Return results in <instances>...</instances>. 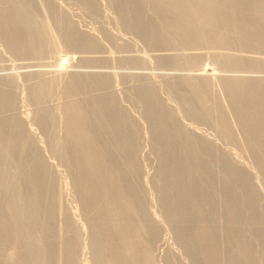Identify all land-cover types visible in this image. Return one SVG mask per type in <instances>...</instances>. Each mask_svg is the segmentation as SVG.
I'll list each match as a JSON object with an SVG mask.
<instances>
[{
	"label": "rangeland",
	"instance_id": "rangeland-1",
	"mask_svg": "<svg viewBox=\"0 0 264 264\" xmlns=\"http://www.w3.org/2000/svg\"><path fill=\"white\" fill-rule=\"evenodd\" d=\"M7 1L17 11L21 12L26 9V13L29 12L27 14L22 12L23 15L21 13L28 26L27 32L24 31L26 33L23 35L32 37L34 42L40 34H43L42 29L44 32L46 29L52 32V37H54L53 33H57V35L59 33L62 36V41L59 42H55L50 35L46 36L43 39L46 43L42 44L39 57L34 55L18 56L9 50L4 39L0 36V90L5 92L3 100L12 107L11 118L15 124L12 125V132L10 131L11 136L14 138L23 135L22 137L26 138L30 147L26 152V159L24 158L21 163L12 159L6 151L0 150V208L3 215L9 220L12 219L11 214L13 215L14 212L17 214L16 223L24 239L19 245V251L26 252L27 249H30L27 255L31 257L35 248L41 249L48 243L45 241L46 239L51 240V251H49L51 255L38 258L34 264H59V262L63 264L61 258L66 250L63 245L68 243V239L71 238L70 240L73 242L76 241V243L74 242L75 248L78 247L79 253L77 250L74 251L76 261L80 260L81 264H98L95 260L98 245L94 241L95 238L102 240L105 237L101 228L106 226L107 220L95 199L90 210L94 228H88L86 215L89 213L83 211L84 202H80L83 200L79 195V187L76 183L75 172H73L74 166H72L70 155H67V151L70 149L69 144L62 138V129L54 110L55 105L58 106L59 102L65 100L62 94L66 86L64 83L71 79L70 75L75 74L78 77V82L81 83H78L79 88L77 86L76 89L81 88V91L73 90L70 98L79 99L83 107L91 109L93 103L94 107L97 105L96 94L102 93V91L107 92L108 96L106 97L110 98L109 102L113 103L112 106L116 111L118 110L116 116H121L118 117V120L124 127L122 134L115 133L117 137L120 136L118 138L112 133L106 134L110 131L108 121H105L106 125L98 124L91 128L92 132L96 133L97 130L101 132L96 136L98 143L106 144L108 136L111 134V139L114 142L115 139L120 140L130 136L128 138L135 146V158L131 165L137 169H135L133 180L128 174H123L124 166L129 164L127 159H125L126 162L123 159L122 161L121 159L119 161L112 160L110 165L113 171L120 174L121 182L124 185L138 188L141 194L138 193L143 197V206H146L144 208L151 217L156 219L157 226L152 239V260L154 258L152 263L199 264L200 256L193 255L188 246L196 247L193 234L197 228L202 225H210L215 232L217 231L218 242L222 246L220 258L222 255L226 258V262L223 258L224 261L220 259V263L228 264L231 255L229 250L234 248L232 240L228 238L227 234L230 229L224 217L215 214L217 211L223 212L227 204L232 203L239 213V219L234 222L233 229L240 231L245 237L251 251L253 264H264V221L261 218L264 216V176L254 166L242 147L226 138L218 126L216 127L214 121L210 120L211 118L199 116L201 113L204 114L206 106L209 109L212 104L218 106L219 101L225 107L227 106L226 100L221 98L224 96L221 88H218L217 85L210 88L211 96L209 95L208 105L206 103L203 108L195 101L192 89L187 86L185 88L179 80L180 76L186 75L193 81L196 79L193 76L198 73L208 74L209 70L217 76L228 74L263 77L264 65L257 66V68L244 63V65L242 64L243 68L240 66L222 70L217 66L211 49L203 46L192 51H196L199 56L198 64L188 63V65L182 53V51L184 53L187 51L179 48L180 46L172 35H165L168 43L172 46V48L166 46L168 49L166 50L164 49L166 47L156 46V43L151 41L145 33V26L148 25L152 24L160 28L159 17L148 0ZM131 7L136 10L133 15L131 12L129 13ZM136 15L141 16L140 20L145 25L142 26L143 28L138 29L139 26L134 24ZM71 32L80 34L81 41L77 42V46L64 40V37ZM19 34L22 35V33ZM90 39L96 45L97 50L92 49L95 53L90 50L94 54L90 51V53H82L81 49L84 48V43ZM60 47L62 51H65L68 63L65 62L59 69L56 66L55 52L61 50ZM234 47L236 46L234 45ZM238 47L237 45L236 49L239 50ZM231 48H229L230 53L234 56L242 58L249 56L248 52L243 50L237 52L234 48L231 51ZM263 50L262 48L254 49V54L264 60ZM165 53L175 56V61L164 59ZM85 56H88V59H85ZM98 59L101 62H98ZM85 63L86 65H84ZM64 77L67 78L64 79ZM99 79L104 81H102L105 83L104 87L97 86L96 83H101ZM39 83H43L44 88L49 90L48 93L46 92L47 95L37 94V84ZM49 85L52 87L49 88ZM145 89L153 96V101L149 102V98L144 92ZM32 93H34L33 97ZM151 107L155 108L154 114L150 112ZM189 109L197 110L198 116L189 114ZM42 111L48 117V121L44 120L43 125L37 119L43 114ZM93 116L96 118L97 111L93 113ZM195 133L202 138L196 139ZM15 134L17 135L15 136ZM129 134L133 135V138ZM208 142H211L225 155V160L229 158L233 167L235 166L241 172L246 173L245 184L255 194L252 210H249L248 205L243 202L242 184L231 179L227 173H223L225 171L222 170L224 169L223 165L213 155L214 151L206 149ZM213 146L211 148H214ZM210 158L214 159L211 161ZM23 163L35 165V167L40 165L39 167L43 171V177L39 182L33 181V178L31 180L32 188H41L38 199L33 201L34 204L27 201L30 195L18 180L19 170L23 169ZM56 198L62 211H57L56 204H53ZM194 201L208 207L204 220L200 221L193 213H190V205ZM49 202H53L52 205L56 209L54 206H50ZM29 213L35 214L34 222H31L27 217ZM49 217H51V221L48 219ZM60 237H62L61 239L67 237L64 240L67 242L59 244ZM96 242L98 243V240ZM93 243H95L94 246ZM4 247V245L0 247V249H4L0 250L1 259H6V253L10 249L8 246L5 247L6 249Z\"/></svg>",
	"mask_w": 264,
	"mask_h": 264
},
{
	"label": "bare ground",
	"instance_id": "bare-ground-1",
	"mask_svg": "<svg viewBox=\"0 0 264 264\" xmlns=\"http://www.w3.org/2000/svg\"><path fill=\"white\" fill-rule=\"evenodd\" d=\"M6 1L0 0V36L4 39L5 45H7L9 50L16 53L18 56L28 57L34 55L36 57H39L38 54L41 50V46L42 44L44 45V43H46L44 42L45 40L43 41V39H45L46 36L49 35L52 37V32H50L49 30L47 31V29L44 32V30L42 29L43 34H40L39 38H36L35 42L32 37L23 35V33L27 32L28 26L23 16H21V13L24 12L25 14L26 9L19 12L14 8V6L10 5L8 1ZM148 2L150 3V6L154 8L155 13L159 17L160 28H157L152 24L146 27L142 24V21L140 20L141 16L139 17V15L135 16L134 24L137 27L139 26L138 29L142 26H145V33L147 34V36H149V39L151 41L156 43V46L158 47L167 46L172 48L171 44H169L167 39L165 38L166 34L172 35L176 39L178 46H180L179 48L187 51V53H184L182 51L185 57L183 58L186 59L185 62H187V64H198L199 56L198 54H196V51H192L198 49L200 46H203L211 49L214 59L217 62V66H219V68H221L222 70L225 68H238L242 66V64L244 65V63H247L254 67L264 65V60L262 58H259L257 54H254V49H264V0H148ZM132 7L131 9H129V13L131 12L133 15L134 13H136V10L132 9ZM19 33H22V35ZM76 33L71 32L64 37V40H66L69 44L71 43L72 45L77 46V42L80 43L81 37L79 36L80 34L78 35ZM53 35L54 37L52 38L55 42H59L60 40L62 41V36H60L59 33V36L57 35V33H53ZM86 41L87 42L84 43V48L81 49L82 53H90L96 46L91 41V39ZM234 45L236 47L238 45L239 50L248 52L249 56L244 57L246 58L244 59L242 57L234 56V54H231L229 50L231 46H233V48L237 52H239V50L236 49ZM167 47L164 49L168 50ZM233 48H231V51L234 50ZM55 56L57 61L56 66H58L57 68L60 69L65 64V62L68 63V58L65 54V51H62V49L57 50L55 52ZM85 59H88V56H85ZM164 59L175 61V56H172L171 53H165ZM35 62L34 64H36ZM83 62L81 63L83 64ZM98 62L101 61H99L98 59ZM84 65H86V63ZM261 67L263 68V66ZM204 68H206V66H204ZM209 71L210 73L208 74L198 73L197 75L193 76L196 77V79H194L193 81L190 80L186 75L180 76V83L184 85L185 88L187 86V88L189 87L192 89L193 97L196 99L195 101L198 102L203 108L208 105L207 102L209 101L208 99L211 96L210 88L214 85L215 87L217 85L218 88H221V91L223 93L221 94L224 95V98L222 96L221 98L226 100L227 106L225 107L219 101L218 106L212 104L210 109L206 106L204 109V114L201 113V115L199 114V116L203 115L206 116V118H211L210 120L214 121L216 127L218 126V129L221 130L226 138H228L235 144H239L242 147V150H244V152L248 155L254 166L264 176V74L263 77L249 76V78L248 75L245 77L244 75H228L227 73V75L225 76H217L214 73H211V70ZM69 77L71 79H68L67 82L64 83V85L66 84V86L62 91V94L64 95L63 98H65V100L59 102L60 104L58 103V106L54 103V110L57 114L56 117L58 118L57 120L60 124L59 126L62 129V138L69 144L70 149L67 151V155H70L72 166H74L73 172H75L76 183L79 187V195L83 200L80 202H84L83 211L89 213L86 215L88 218L87 224H89L90 226H88V228H94V220L90 215V210L94 205L95 199V202L98 203V206L102 208L105 216L104 218H106L107 220L106 226H102L101 228V231L103 230V234H105V237L102 240L95 238V241L92 237V240L98 245L96 254L94 253L95 260L98 264H153L155 262L152 263L154 258L152 260L151 251L153 246V232L155 227L157 226L156 219L155 217H151V215H149L147 210L144 208L145 205L143 206L142 203L143 197L140 195L141 192L138 191V188L136 186L128 187L124 185L121 182L120 174L113 171L112 166L110 165V163L113 161H119V159H121V161L122 159L125 161V159H127V161H129V164L127 163L124 166L125 172L123 174H128L129 177H131L133 180L136 172L135 169H137L131 165L135 158V146H133L132 140L128 138L130 136L121 138L120 140L115 139V137H120H117L115 133L122 134L124 126L118 120V117L120 115H118V117L116 116L118 110L116 111L113 108V103L109 102L110 98L106 97L108 96V93L103 91L102 93L98 92V94H96L97 99L95 101L97 105L94 107L93 103V106L91 104L92 108L87 109L86 107H83V104H80L79 99L70 98L72 97L70 96V94L71 92H73V90L79 91L81 89H76L77 86L81 83L78 82L77 75L74 74L70 75ZM65 78L67 77H64V79ZM99 80L101 81V83H96L97 86L104 87L105 83H102L103 80ZM37 86V94H42L44 96L47 95L49 90L47 88H44L45 86L43 83H39L37 84ZM51 87L52 86L49 85V88ZM89 91L88 93L91 92ZM83 92L85 91L83 90ZM144 92L146 97L149 98V102L150 100L153 101V96L149 94L146 89ZM33 94L34 93H32L31 96ZM4 98L5 92H1L0 90V150L6 151V153L12 159H15L16 161L21 163L26 156L28 148H30L28 146L29 143L27 142L26 138L22 137L23 135L16 136L17 134H15L16 137L12 138V125L15 124H13L14 121L11 118L12 107L9 103L3 100ZM82 99L84 100V98ZM152 107L150 109V112L154 114L153 110L155 108L152 109ZM91 111L93 113L97 111L96 118L95 116H93V113ZM188 113L198 116L197 110L194 109H189ZM36 114L38 115V113ZM42 115L41 117L38 116L39 118L37 117L40 123H42L41 125H43L44 120L48 118L47 115H43L45 118ZM47 121L48 119L46 120V122ZM105 121L109 122V130L111 131H108L107 133L105 131V133H112L115 136L114 139L116 141L114 142L113 139H111L110 134V136H108L106 144H99L96 136L100 135L101 132L99 130H97L96 133L92 132L91 128H94L98 124L106 125ZM19 134L21 133L19 132ZM132 136L133 135H131V138H133ZM194 137L196 139L202 138L199 134L196 133L194 134ZM207 144L206 149H210L212 152L214 151V154H212L223 165L224 169L222 170H225L223 171V173H227L231 179L239 181V183L242 184V187L244 189L243 202L245 203V205H248L249 210H252L255 194L251 191L250 188H248L249 186L247 187V185L245 184L244 180H246V173L244 171L241 172L237 167L235 168V166L233 167L232 162L229 160V158H226V161L224 158L225 155L221 153L217 148H215L216 146L214 147L211 142H208ZM212 146L214 148H211ZM213 159L214 158H212L211 161ZM39 166L35 167V165L33 166L31 164L23 163V169L20 168L18 174V180L20 181V184L30 195L29 197L27 196V201H31L32 204H34L33 201H36L38 199V194L41 192V188H32L30 186L32 185V178L33 181L39 182L43 177V171ZM50 203L51 202H49V204ZM52 203L50 204V206L52 205ZM53 204H56L57 211H62L60 210L61 207L59 208L60 204H58L57 198L55 199V202ZM81 205L83 206V204ZM190 210V213H193L201 221L204 220V217L207 216L208 207L203 206L202 203L194 201L191 202ZM3 214L4 213L0 208V247L4 245L5 247L8 246L10 249L9 251L7 250L8 252L6 253V259L0 258V264H34V262L38 258H43L46 255L49 257L51 255L49 253V251H51V240L48 241L46 239L48 235L47 237L45 236V241L48 242L46 243V246L41 249L35 248L34 253H32L31 257L27 255L30 249H27L26 252L19 251V245L21 244V242H23L24 239L16 223L17 214L16 212H14L13 215L11 214V220L7 219V217ZM60 214L61 213H58L57 215ZM215 215H222L227 221V225L230 229L228 230L227 234L228 238L232 240V247L234 248L232 250L230 248L231 251L229 250V252H231V255L228 259L229 261L227 260V263L253 264L251 251L244 239L245 237L242 236L240 231L233 229L234 222H237V220L239 219V213L232 205V203L227 204L223 212L217 211ZM27 217H29V220H31V222L35 221L34 213H29ZM50 218L51 217H49L48 219L50 220ZM261 218H263L262 221H264V216ZM46 221L45 224L47 225ZM216 232L210 225H202L200 228H197V231L194 232L193 240L196 247L194 248L192 245H189L188 247L193 255L198 254L200 256L199 264H221L220 259L223 260V258L225 257L224 255H222V258H220L222 253V246L218 242ZM62 237H60L59 244H64L65 242H67H64L67 237L65 239H61ZM70 239H68V243H65V245H63L65 246L64 248L66 250H64L63 258H61V260L63 264H81L79 262L80 260L76 261L75 259L76 253L74 251H76L78 248L77 246L75 248L76 241H74V243L73 240ZM97 240L98 243L96 242ZM95 243H93V246ZM223 252L225 253V250ZM224 259L225 261H223L226 262V258Z\"/></svg>",
	"mask_w": 264,
	"mask_h": 264
}]
</instances>
